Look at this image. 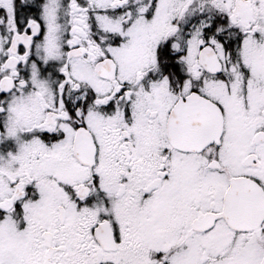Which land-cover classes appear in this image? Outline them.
<instances>
[{
    "label": "snow or ice",
    "instance_id": "snow-or-ice-1",
    "mask_svg": "<svg viewBox=\"0 0 264 264\" xmlns=\"http://www.w3.org/2000/svg\"><path fill=\"white\" fill-rule=\"evenodd\" d=\"M0 264H264V0H0Z\"/></svg>",
    "mask_w": 264,
    "mask_h": 264
}]
</instances>
